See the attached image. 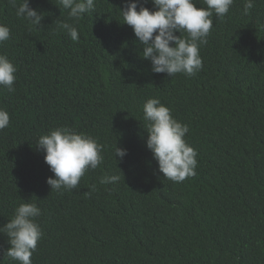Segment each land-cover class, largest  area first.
<instances>
[{
    "label": "trees",
    "instance_id": "obj_1",
    "mask_svg": "<svg viewBox=\"0 0 264 264\" xmlns=\"http://www.w3.org/2000/svg\"><path fill=\"white\" fill-rule=\"evenodd\" d=\"M126 2L94 0L76 21L60 0H29L44 16L36 28L0 0V24L10 29L0 54L17 67L14 92L0 86L10 115L0 131V227L22 202L41 208L32 264H264V0L248 15L244 0L213 14L203 67L191 77L152 72L124 24ZM131 2L156 10L151 0ZM57 20L77 28L78 42ZM151 98L189 127L197 167L182 182L166 179L146 147ZM58 127L104 146L103 163L73 190H51L54 174L37 147ZM116 144L128 152L118 164ZM105 175L121 179L101 184ZM9 247L0 233V264H20L4 256Z\"/></svg>",
    "mask_w": 264,
    "mask_h": 264
},
{
    "label": "clouds",
    "instance_id": "obj_2",
    "mask_svg": "<svg viewBox=\"0 0 264 264\" xmlns=\"http://www.w3.org/2000/svg\"><path fill=\"white\" fill-rule=\"evenodd\" d=\"M155 11L126 2L120 10L124 24L130 26L142 46V58L149 60L152 72L194 76L202 67L200 47L207 44V37L213 28V14L222 18L233 5L234 0H204L206 8H197L194 0H151ZM16 8V15L36 28L44 19L43 13L32 9L29 0H9ZM64 9L70 10L69 17L76 21L94 10V0H60ZM254 7V0H244L243 14L248 15ZM139 9V10H137ZM59 28L65 30L74 42L79 33L73 25L57 20ZM155 33V35H154ZM176 33H180L177 36ZM187 33V36H182ZM10 38V29L0 24V44ZM17 67L7 55L0 54V86L14 92ZM144 120L147 121L148 138L146 147L158 162V170L166 179L182 182L196 174L197 152L190 146L185 136L189 131L171 115L158 98L148 99L143 105ZM10 124L9 113L0 108V131ZM37 147L44 155L45 163L54 174L46 183L51 190H73L88 170H95L103 163L104 146L85 133H78L69 127H58L39 137ZM128 154L127 149L115 147L117 164ZM117 157L120 158L119 161ZM121 172V171H120ZM120 175H105L101 184L117 183ZM95 190V186H92ZM90 195V193H88ZM24 201V200H22ZM41 208L36 203L22 202L15 209L9 222L0 227V233L8 237L10 247L4 253L20 264H32L31 257L42 238V230L36 222L41 216Z\"/></svg>",
    "mask_w": 264,
    "mask_h": 264
}]
</instances>
